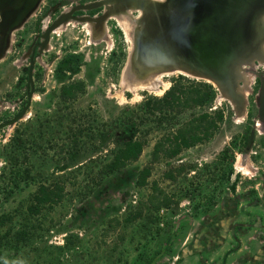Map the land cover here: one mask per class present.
<instances>
[{"label":"rangeland","instance_id":"1","mask_svg":"<svg viewBox=\"0 0 264 264\" xmlns=\"http://www.w3.org/2000/svg\"><path fill=\"white\" fill-rule=\"evenodd\" d=\"M59 2L42 0L10 38L0 60V122L19 109L29 44L53 15V5H59L56 12L60 10ZM137 20L129 19L130 38L113 19L101 37H92L83 22L51 33L48 48L35 64L36 87L25 117L0 130V214H14V229L23 220L34 228L32 241L18 251L0 247V264H142L143 257L153 256L157 249L160 254L154 264H264V123L257 119V76L245 68L239 82L246 83L240 114L211 81L180 71L165 73L162 83L156 81L151 89L128 86L136 83L127 65ZM68 56H74L73 63L60 70ZM255 70H263V65ZM155 74L140 80L155 79ZM179 75L183 83H211L217 92L212 104L176 115L153 113L152 102L146 107L147 100L160 97ZM76 80L83 81L84 90L72 101H61L60 87ZM209 110H222L224 115L209 141L173 159L152 161L158 140L191 116ZM27 123L30 141L27 153L18 154V168L22 171L31 163L36 168L26 181L18 179L15 187L10 168L15 171L12 163L16 161L9 151L16 128ZM39 125L42 139L35 135ZM254 126V142L245 152V137ZM73 133L75 144L69 140ZM129 137L146 140L138 160L101 178L99 165L121 139ZM43 152L53 159H40ZM145 166L151 167L149 184L138 187L137 175ZM181 166L183 171L175 173L173 180L165 177L168 170ZM47 178L65 183V197L52 208L25 218L21 212L29 195ZM153 181L171 197V205L156 214L157 226L141 227L143 220L125 226V216L145 201ZM7 227H0V235Z\"/></svg>","mask_w":264,"mask_h":264},{"label":"water","instance_id":"2","mask_svg":"<svg viewBox=\"0 0 264 264\" xmlns=\"http://www.w3.org/2000/svg\"><path fill=\"white\" fill-rule=\"evenodd\" d=\"M42 0H0V60L6 54L13 32L20 28ZM95 0L58 14L36 34L40 37L38 55L48 48L51 33L69 20L96 22L101 18L72 16L75 10H91L108 5L125 6L144 12L133 35V49L127 68L142 77L154 67H172L206 78L233 104L237 113L245 107L239 92L244 64L264 60V0ZM35 47L28 69L27 101L11 118L0 122V130L23 119L34 95L32 78ZM260 76L256 96L257 119L264 123V78ZM241 85V84H240ZM255 126L244 147L249 152L255 138Z\"/></svg>","mask_w":264,"mask_h":264},{"label":"trees","instance_id":"3","mask_svg":"<svg viewBox=\"0 0 264 264\" xmlns=\"http://www.w3.org/2000/svg\"><path fill=\"white\" fill-rule=\"evenodd\" d=\"M74 56H68L64 61L60 63V70H63L70 63H73ZM174 78L168 89L160 97L151 98L147 100L146 107L151 103V111H159L160 114H180L187 109H192L195 107L210 105L216 97V89L209 82H191L188 80L186 83H183V76H177ZM84 90L83 81L76 80L66 84H63L59 90V98L61 101L67 102L72 101L77 98L79 93ZM211 107V106H209ZM223 111L222 110H209L204 111L198 115L191 116L188 120L181 123L175 128L173 132L168 133L162 139L158 140L153 147L151 156L152 161H157L159 159H173L179 155L183 150L189 149L196 146L197 144L209 141L216 130L219 127V124L223 121ZM42 122L48 124L47 119H43ZM44 124H41L42 126ZM39 125L35 131L37 138L42 139L43 130ZM28 123L19 125L16 130L17 134L14 137L13 149L9 151L12 155H15L16 164L12 163L15 171L10 168L12 172V181L11 183L16 187L18 185V179L26 181V178L30 171L35 170V164L31 163L29 166L26 164L21 171L18 166L19 157L18 154L22 151V155L27 153L26 147L30 141V132L28 131ZM34 133V132H33ZM77 136L75 133L69 138L73 143H77ZM248 136L245 137V143L247 142ZM36 140L34 139V143ZM53 141V140H52ZM54 142V141H53ZM146 145V140L143 138L129 137L123 138L120 142L113 148L107 158H105L102 163L99 165V174L101 178L105 176L114 174L132 162L138 160L142 154L144 147ZM12 148V147H11ZM53 155V154H52ZM40 159L52 160L54 156H51L46 152H43L39 155ZM59 160L54 161V165L57 167ZM183 167H178L175 170H168L165 173V177L168 179H174L175 173L179 174L183 171ZM175 171V172H174ZM151 174V167H143L137 175L136 185L138 187H146L149 182L148 178ZM150 192L146 197L144 202H138L134 209L129 211L124 218L125 226L134 224L138 220H143L144 223H140L141 227H148L149 224H157L156 214L162 208H167L171 205V197L167 195L157 184L156 181L151 182L149 185ZM65 183L59 179L47 178L39 182L36 186V189L29 195L27 203L22 209V214L25 218H29L35 215L40 214V212L45 208H52L53 205L59 203L66 194ZM13 215L10 213L0 214V227H7L4 234L0 235L2 239V244L0 247L4 248H13L15 251L29 244L34 236V228L29 224L27 220H23L20 227L14 229L13 227ZM157 226V225H156ZM160 229V228H159ZM159 229H156V233L159 232ZM171 235L166 237V241L170 239ZM68 244L60 246L59 249L64 250ZM168 249V246H165V250ZM0 251V255H1ZM160 254V249L155 251L153 256H144V262L142 264H154L156 256ZM141 258V256H140ZM135 260L136 262L140 260ZM134 263V262H133ZM132 263V264H133ZM136 264V263H134Z\"/></svg>","mask_w":264,"mask_h":264},{"label":"flooded vegetation","instance_id":"4","mask_svg":"<svg viewBox=\"0 0 264 264\" xmlns=\"http://www.w3.org/2000/svg\"><path fill=\"white\" fill-rule=\"evenodd\" d=\"M92 1H95V0H60V2H59V4H60V10H58L56 12V9L59 7V5L58 6L53 5V8H51V11H52V14L53 15L50 16V17H48V19L46 21V25L49 24V23H51L52 20L58 14H64V13L70 12L73 9V7H75L77 5H82V4H85V3H88V2H92ZM128 9L129 8L128 7H125V6H122V7L121 6H116L115 7L114 5H108L107 6V9L104 6H101V7L95 8V9H91V10H82V9H79V10L73 11L71 13V17L72 16H88V17H94V18H101L104 15V13L110 12V15L108 17H106L104 19H101L100 21H96V22H92V21H90V22H83L84 23V26H83L84 29L87 32H91L92 37L93 36H97V37L100 36L101 37L107 31V22H108L109 19H113L117 23V25L121 28V30L123 31V33H124V29H123V27H122V25H121L118 17H120V18H123V17L126 18V21L127 22H129V19L136 18V17H139V21L141 20L143 14H139L138 13L139 10L138 11L132 10V12L129 15V14H127V10ZM133 13H135L136 16L135 15L132 16ZM139 15H141V16H139ZM76 23H81L82 24V22H79V21H76V20H69L65 24L60 25V27H61L60 29L66 27L69 24H76ZM44 26H45V24H44ZM89 27H90V30H89ZM91 27H94L95 28V33H93V31H91ZM96 33H98V34H96ZM124 35H125V33H124ZM40 39H41L40 37L34 36V38L32 39L31 43L29 44V49H28V52H27V55H26V58H25L27 64L25 66L24 85H23V92L21 94L22 95V98L20 99V106H19V109L17 110V112L22 108V106L27 101V93H28V88H27V83H28V69H29V64H30V58L32 56V49H33V47H35V50H34V53H33V58L35 60H34L33 72H32V78H33V82H34V73L36 72L35 64L37 63L38 57L40 55H42V54L38 55L39 46L37 44L39 43ZM50 40H51V37H50ZM49 43H50V41H49ZM49 43H48V46H49ZM262 65H263V70H260L258 72L264 78V64H262ZM249 66L247 67L248 69H250L249 72L252 75H255L252 70H255L256 68H258V66H260V63L257 62V64L256 63L255 64H250ZM255 71H257V70H255ZM257 78H258L259 83H260V76H257ZM35 87L36 86H35V83H34V92H35ZM10 95L11 94H9V96ZM12 109H14V108H12ZM17 112H15V114Z\"/></svg>","mask_w":264,"mask_h":264},{"label":"bare ground","instance_id":"5","mask_svg":"<svg viewBox=\"0 0 264 264\" xmlns=\"http://www.w3.org/2000/svg\"><path fill=\"white\" fill-rule=\"evenodd\" d=\"M156 3H163L164 1L163 0H154ZM129 8V7H128ZM128 10H136V11H138L139 9H133V8H129ZM127 10V11H128ZM140 11V14H143V16H144V12H142L141 10H139ZM126 14V13H125ZM113 15V14H112ZM139 16H141V15H139ZM262 18H263V20H264V15L262 16ZM120 20H123L122 21V27H123V29H124V32L126 33V35H127V37H129L131 34V29H130V24H129V22H127L126 21V18H120ZM137 21H139V17H138V20ZM46 24V23H45ZM135 27V26H134ZM59 28V27H58ZM57 28V29H58ZM61 28V27H60ZM56 30V29H55ZM54 30V31H55ZM89 30H90V27H89ZM98 30V29H97ZM91 31H93V33H95V31L93 30V29H91ZM130 38V37H129ZM260 63V65H262V64H264V61H260L259 62ZM249 65H246V64H244L243 66H242V69L244 68H247ZM250 67V66H249ZM256 67V66H255ZM176 71H180V72H183L182 70H179V69H176V68H172V67H162V66H158V67H154V70H152L150 73H146L144 76L145 77H142L139 73H136V72H134V73H132V75L134 76V79H135V82L136 83H134V84H132V83H130L128 86H134V87H137V86H139L140 85V88H143V87H147V88H149V89H151V88H153V87H155L156 86V81L157 82H160V83H162V81H160V77L162 76V75H164L165 73H169V74H173V73H175ZM250 71V70H249ZM154 73H156L155 74V79H152V78H154V76H151L150 78H149V80L148 79H146L144 82H142L140 79H143L144 80V78H146V77H148V76H150V75H152V74H154ZM183 73H185V72H183ZM187 74H189V73H187ZM251 74V73H250ZM166 75V74H165ZM191 75V74H190ZM194 76V75H193ZM163 85H165V83H163ZM134 87H132V88H134ZM246 87V83L245 84H243V85H240L239 84V86H238V90H239V92L244 96V93H243V89ZM224 95V94H223ZM245 97V96H244ZM227 98V97H226ZM228 99V98H227ZM229 100V99H228ZM231 102V101H230ZM232 103V102H231ZM233 104V103H232ZM233 106H234V104H233ZM235 108V107H234ZM238 114H240V113H238ZM257 125H259V124H257Z\"/></svg>","mask_w":264,"mask_h":264}]
</instances>
